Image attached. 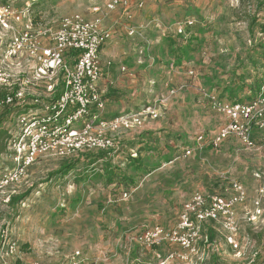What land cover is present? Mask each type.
Segmentation results:
<instances>
[{
  "label": "rangeland",
  "instance_id": "obj_1",
  "mask_svg": "<svg viewBox=\"0 0 264 264\" xmlns=\"http://www.w3.org/2000/svg\"><path fill=\"white\" fill-rule=\"evenodd\" d=\"M108 1L0 0V9L9 6L20 12L23 22H33V32H53L63 17L73 14L99 16L105 21L111 13L105 10ZM128 1L131 25L142 23L147 26L146 37L160 42L146 58L142 81L126 94L131 112L156 106L159 117L147 121L142 132L143 127L121 132L116 137L117 151H105L110 165L131 177L134 185L127 187L118 178L108 184L103 174L105 161L88 162V153L69 158L77 161L64 176L55 173L65 160L38 158L19 183L0 192V264H60L76 252L79 264H160L168 248L146 249L131 239L147 227H173L183 203L194 193L221 192L228 197L224 195L234 182L242 184L248 195L234 208L241 253L227 244L225 232L219 229L208 239L211 246L201 256L199 252L188 260L176 258L178 261L164 264H247L253 254L251 264H264V198L263 214L249 221L257 189L264 185L254 175L259 172L264 177L260 133L252 128V149L230 137L217 148L208 146L190 157L181 156L182 148L191 146L198 134L209 137L225 121L209 108L200 88L228 102L249 103L259 95L264 97L258 89L264 88V0ZM139 2H143L141 9L135 7ZM94 7L100 10L97 14ZM115 11L121 14L120 9ZM186 19L193 25L185 29V35H177L176 23ZM5 22L8 29L0 23V59L12 33L22 31L24 24L11 17ZM178 56H183L182 61L170 70ZM42 95V91H34L26 100L36 106L35 99H43ZM15 128L13 118L4 126L8 138ZM6 138L0 129V152L4 149L0 168L12 167ZM137 157L149 174L135 171L130 164ZM124 192L128 193L126 199ZM20 194L27 197L7 204L10 196ZM159 253L160 259L156 257ZM199 256L204 259L199 261Z\"/></svg>",
  "mask_w": 264,
  "mask_h": 264
},
{
  "label": "built area",
  "instance_id": "obj_2",
  "mask_svg": "<svg viewBox=\"0 0 264 264\" xmlns=\"http://www.w3.org/2000/svg\"><path fill=\"white\" fill-rule=\"evenodd\" d=\"M142 5L139 2L135 7L141 9ZM130 8L128 0H109L105 4L106 12L121 9L129 21L132 20ZM92 11L97 14L100 10L94 7ZM8 17L24 24L22 31L12 33L0 59V113L20 108L14 118L15 131L6 142L12 167L0 168V192L19 183L42 156L69 159L88 152L115 150L116 137L121 132L135 131L159 117L158 107L146 106L111 119L102 118L105 103L104 91L99 87L103 75L100 52L112 38V32L104 26L101 17L65 16L53 32L46 29L33 32V22L30 19L23 22L20 12L12 11L9 6L0 9V23L5 29H8L5 22ZM192 25L191 19L176 23V34L185 35V29ZM138 29L128 25L126 37L133 38ZM121 71L126 69L122 67ZM188 75L193 77V72L189 71ZM34 91L43 94L40 96L43 99H35L36 106L26 100ZM200 91L209 108L225 121L209 137L198 134L191 146L182 148V157H190L208 146L217 148L230 137L252 149L255 145L252 128L260 133L259 141L264 143L262 95L249 103H240L220 100L214 92L203 88ZM169 92L173 95L175 90ZM222 196L194 193L183 203L173 227H147L131 241L146 249L166 244L182 249L183 253H172L160 264L176 258L188 260L197 256L198 243L204 239L203 227L210 224L224 231L227 244L239 252L234 208L245 201L247 193L242 184L234 182L224 195L228 197ZM257 196L249 217L251 222L263 214V185L257 189ZM122 197L126 199L128 193L124 192ZM13 251V246H9V252ZM255 255L247 264L253 262ZM156 257L161 258L158 254ZM78 258L76 252L60 264H79Z\"/></svg>",
  "mask_w": 264,
  "mask_h": 264
},
{
  "label": "crops",
  "instance_id": "obj_3",
  "mask_svg": "<svg viewBox=\"0 0 264 264\" xmlns=\"http://www.w3.org/2000/svg\"><path fill=\"white\" fill-rule=\"evenodd\" d=\"M134 16L135 15L133 14V17ZM131 22H133V18L131 21H129L125 16V14L122 12V10H121V14L116 11L111 12L108 15V18L105 21H103L104 26L111 29L112 32V38L102 48L100 52L103 75L99 87L104 91L103 100L105 103V110L102 116L103 119H111L120 116L122 114L132 113L129 107L130 103L128 102L129 97H127L126 94L129 93L128 90L131 89L134 85L135 86L138 85L137 83L140 84V82L142 81L141 75L143 74L144 71H146L147 69L146 67L148 66V65L145 66L144 64L147 61L146 58H149L151 51H153V48L155 46L160 45L159 40L157 41L154 38L149 40L146 37L145 29H147L146 28L147 26H144L142 23L137 24L139 28L138 29L139 32L136 36H134L133 38L126 37V29L128 25H131ZM159 38L161 39V41L163 40L161 37ZM129 42H136V43L135 45H133V47L130 48L128 47L131 46ZM182 59L183 56L180 57L181 61ZM175 61H173L169 65L170 70H174L175 63L178 64L180 62V61L179 62L177 61L175 62ZM122 67L126 69L125 72L121 71ZM130 72L132 73V75H130ZM145 126H146V122L142 126L143 128L141 127L142 129L139 128L141 129L139 132L144 131L146 129ZM118 144L119 143L117 142V148L113 151V153L117 151ZM165 165H163L162 167H165ZM258 173L259 172H256L254 174L255 178L258 181L262 180V183L264 184V177L262 176V173H261V177L259 176ZM221 194L222 193H219V195ZM215 231L220 232L218 227L216 229L212 225H205L203 227L204 239L201 242H199L197 246L198 253L200 252V256L203 254L204 249L208 250L209 247L211 246V243L210 244L208 243V239L210 238V235L212 237V234L215 233ZM164 247L168 248V250H166V252L163 253V257L165 258L172 253L174 254L183 253L182 249L179 248L177 245H171V244L162 245L160 250H162V248L164 250ZM201 249L202 251H200ZM158 255L161 256L160 253ZM199 257H198L199 261H202L204 259ZM171 261L176 262L178 260L172 259Z\"/></svg>",
  "mask_w": 264,
  "mask_h": 264
},
{
  "label": "trees",
  "instance_id": "obj_4",
  "mask_svg": "<svg viewBox=\"0 0 264 264\" xmlns=\"http://www.w3.org/2000/svg\"><path fill=\"white\" fill-rule=\"evenodd\" d=\"M180 57L177 58V60H176L177 62L180 61ZM261 88L258 87V89H260V90H261ZM234 102H237V101H234ZM19 111H20V108L16 107V108H12L9 111H3L0 113V129L4 131V136L7 135V138L9 137V134L4 130V126L6 124L8 125L10 123V121L13 118H15L16 114ZM2 151L0 152V157L2 155ZM90 153H94V152H88L87 155H85L86 153L84 154L85 158L88 162L93 163V162H97L99 160L105 161L104 162L105 166L103 168V174L105 175V181L108 184L113 183L115 181V179L118 178L119 180H122L127 187H132L134 185V181L131 177L126 176L124 173L120 172V170L117 172L118 168L112 167L110 165V161H109L110 156L107 155L105 153V151H98V153H96L95 155L94 154L91 155ZM81 155H83V154H81ZM167 158H168V156H166L164 159H167ZM62 160H65V162L60 166V168L55 173L56 175H59V176H64L67 173H69L75 167V162L77 161V160H75V161L71 162L70 159H62ZM130 164L135 168V171L141 170L145 174H149L151 172V171H148L149 169L147 166H142L143 163H141V161L139 160V157H137L136 159H131ZM2 168L5 169L4 167H2ZM118 173H121V175ZM219 193H221V192H219ZM209 195H213V194L209 193ZM26 197H27V194H20L18 196H10L7 204L11 205L14 203H20ZM211 238L212 237L210 235L209 239L211 240Z\"/></svg>",
  "mask_w": 264,
  "mask_h": 264
}]
</instances>
